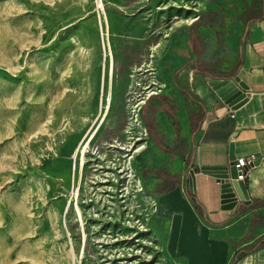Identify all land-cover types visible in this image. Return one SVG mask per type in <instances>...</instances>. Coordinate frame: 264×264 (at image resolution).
Listing matches in <instances>:
<instances>
[{"label":"rangeland","instance_id":"obj_1","mask_svg":"<svg viewBox=\"0 0 264 264\" xmlns=\"http://www.w3.org/2000/svg\"><path fill=\"white\" fill-rule=\"evenodd\" d=\"M209 3L0 0V264L179 261L171 219L124 166L130 159L149 193L142 105L172 83L187 19ZM135 114L144 145L124 156L110 144H133Z\"/></svg>","mask_w":264,"mask_h":264},{"label":"crops","instance_id":"obj_2","mask_svg":"<svg viewBox=\"0 0 264 264\" xmlns=\"http://www.w3.org/2000/svg\"><path fill=\"white\" fill-rule=\"evenodd\" d=\"M209 1L183 30L172 83L142 105L150 148L141 174L171 219L176 264H264V0ZM235 76L248 100L232 110L210 82ZM231 145L235 160L254 165L249 201L224 209L217 177L200 168L227 164Z\"/></svg>","mask_w":264,"mask_h":264},{"label":"water","instance_id":"obj_3","mask_svg":"<svg viewBox=\"0 0 264 264\" xmlns=\"http://www.w3.org/2000/svg\"><path fill=\"white\" fill-rule=\"evenodd\" d=\"M210 84L219 97L232 109L235 110L243 105L247 100L248 86L239 76L234 78H214ZM198 170L192 169L190 172V187L195 191V173ZM205 173L213 174L217 177L221 188L222 208L232 209L239 202L249 201L248 187L245 181L237 180L238 168L235 165L233 147L230 146L229 162L224 165L202 166L200 168Z\"/></svg>","mask_w":264,"mask_h":264},{"label":"bare ground","instance_id":"obj_4","mask_svg":"<svg viewBox=\"0 0 264 264\" xmlns=\"http://www.w3.org/2000/svg\"><path fill=\"white\" fill-rule=\"evenodd\" d=\"M190 8H192V7H188V9H190ZM193 9V8H192ZM194 18L191 16L190 18H188L187 20L188 21H191V20H193ZM104 34H105V30H104ZM105 47H107V44H105ZM106 54H107V51H106ZM140 69V67H137L135 70H139ZM159 86H163V84H161V85H159ZM149 87V86H148ZM145 88H147V87H145ZM155 88V87H154ZM153 88V89H154ZM131 120H132V122L130 123V125L125 129L126 130V132L127 133H129V134H132V133H134L135 135H136V137L134 136V137H132L135 141L133 142V144L131 145V144H126L125 145V143H123V142H118V141H115V143H113V144H110V146H112V147H115V148H118L119 150H123L124 151V156H127V155H129L132 151H133V149L135 148V150H134V152H137V151H139V149L140 148H142L143 147V145H144V142H139V140H142V138H144V137H142V136H138V135H140V134H143V133H140V129L142 130V129H145L144 128V125H143V121L141 120V117L139 116V114H135V115H133L132 117H131ZM137 142H139V143H137ZM127 151H131L130 153H128V154H125ZM124 167H126L128 170H127V173H126V176H128V177H130V179L131 178H133L134 179V181L137 183V184H135V187H137V190L136 191H138V192H140L141 194H143V197L144 198H153L152 197V195L150 194V193H148V192H146L145 190H144V188H143V185H142V182H141V179L139 178V177H136L135 178V175H134V170H133V166L131 165V160L129 159V161L127 162V161H125V166ZM121 170H125V168H123V169H121ZM114 180H116V179H114ZM110 189H112L113 187H111V186H108ZM121 191H123V194H120V198H125V197H127L128 196V193H129V187H124V188H122L121 189ZM127 200H125V201H121L122 203H124V202H126ZM123 208H125V209H128L129 207H123ZM127 213H129V215H130V211H127ZM136 222H138V229H139V231L137 230L136 231V235L139 237L138 238V240H143V241H145V242H148L147 240H146V230H147V228H146V225H145V223H143V221L141 222V220L139 219V220H137ZM129 226L130 227H132V221H129ZM76 263V262H75ZM74 263V264H75Z\"/></svg>","mask_w":264,"mask_h":264},{"label":"built area","instance_id":"obj_5","mask_svg":"<svg viewBox=\"0 0 264 264\" xmlns=\"http://www.w3.org/2000/svg\"><path fill=\"white\" fill-rule=\"evenodd\" d=\"M153 93H155V92H150L149 94H147V97H149ZM143 101L144 100H142V102ZM235 165L238 168L237 180L245 181L246 178H247V174H248L249 170L254 165V160H253V158L241 157V158H238V159L235 160Z\"/></svg>","mask_w":264,"mask_h":264},{"label":"trees","instance_id":"obj_6","mask_svg":"<svg viewBox=\"0 0 264 264\" xmlns=\"http://www.w3.org/2000/svg\"><path fill=\"white\" fill-rule=\"evenodd\" d=\"M236 260H237V259L234 260V263H233V264H235V261H236Z\"/></svg>","mask_w":264,"mask_h":264}]
</instances>
